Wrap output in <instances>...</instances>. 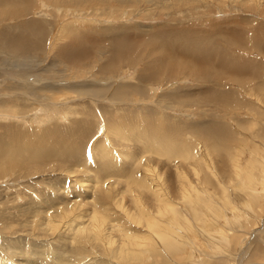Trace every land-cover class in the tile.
<instances>
[{
    "label": "rangeland",
    "instance_id": "374dc122",
    "mask_svg": "<svg viewBox=\"0 0 264 264\" xmlns=\"http://www.w3.org/2000/svg\"><path fill=\"white\" fill-rule=\"evenodd\" d=\"M11 106L24 112L4 111ZM29 115L33 123L64 127L73 138L112 117L126 122L164 117L174 133L212 123L230 148L243 147L250 159L253 145L264 148V0H0V124ZM125 137L114 135L111 144ZM128 138L135 139L130 132ZM223 154L216 160L221 169ZM65 160L47 156L11 172L22 175L14 178L20 193L0 188V212L15 223L14 230L26 219L17 206L30 201L20 194L34 187L31 175L56 174ZM226 174L225 193L215 183L218 189L207 186L216 190L219 204L232 198L244 208V193L233 186L239 178ZM11 180L0 187L14 184ZM260 209H249V220L238 223L236 231L249 233L241 236L235 264H264V206ZM186 237L202 239L190 232ZM230 243L223 244L232 250ZM200 249L190 251L204 264ZM181 258L188 264L187 256Z\"/></svg>",
    "mask_w": 264,
    "mask_h": 264
},
{
    "label": "bare ground",
    "instance_id": "6f19581e",
    "mask_svg": "<svg viewBox=\"0 0 264 264\" xmlns=\"http://www.w3.org/2000/svg\"><path fill=\"white\" fill-rule=\"evenodd\" d=\"M4 111L24 109L11 106ZM29 116L0 124V185L22 177L11 173L18 165L36 164L47 156L66 160L56 174L31 175L34 187L20 194L30 201L17 206L26 216L19 229L14 230L15 223L0 212V264H181L177 256L182 255L188 264H202L190 251H199L198 243L204 247L200 249L204 264L236 263L238 247L245 240L241 236L249 233L236 231L241 228L238 223L249 220V209L256 213L264 206V148L253 145L254 156L249 159V151L243 156V147L230 148L212 123L174 133L164 117L152 120L144 115L146 119L127 118V122L112 117L97 123V130L79 131L80 136L73 138L64 127L33 123ZM129 132L135 138L130 143ZM124 133L127 140L111 144L114 135ZM259 151L263 153L256 155ZM220 153H224L222 169L216 161ZM226 173L239 178L233 186L243 191L242 204L248 210L233 205L232 196L219 204L213 189L221 187L225 193L228 187L221 179ZM16 182L0 188L18 190L21 184ZM225 209L232 211L231 217L226 218ZM221 218L225 222L219 223L224 226L219 230ZM187 232L204 241L187 238ZM230 242L235 243L232 250L223 244ZM11 250L13 256H7Z\"/></svg>",
    "mask_w": 264,
    "mask_h": 264
}]
</instances>
